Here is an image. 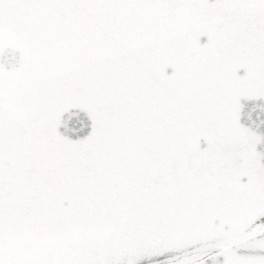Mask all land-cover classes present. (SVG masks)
Instances as JSON below:
<instances>
[{"label":"snow or ice","instance_id":"obj_1","mask_svg":"<svg viewBox=\"0 0 264 264\" xmlns=\"http://www.w3.org/2000/svg\"><path fill=\"white\" fill-rule=\"evenodd\" d=\"M0 264H264V0H0Z\"/></svg>","mask_w":264,"mask_h":264}]
</instances>
